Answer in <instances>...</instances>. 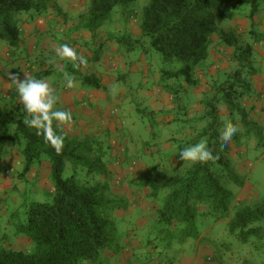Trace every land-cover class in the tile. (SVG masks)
<instances>
[{"label":"trees","instance_id":"trees-1","mask_svg":"<svg viewBox=\"0 0 264 264\" xmlns=\"http://www.w3.org/2000/svg\"><path fill=\"white\" fill-rule=\"evenodd\" d=\"M70 1L73 0H66L67 4ZM137 1L85 0V11L82 14L78 11V28L85 29L94 36L117 10L128 20L129 15L134 14L129 13L127 5ZM46 2L47 0H0V40L4 42L8 55L13 58L10 64L21 58L17 51L20 42L24 40L20 26L24 15H42L47 9ZM261 3L264 0H146L138 15L139 32L133 36L136 37L134 40L129 34L115 36L111 33L108 37L118 44H126L123 50L126 54L142 45L143 38H148L149 48L142 52L148 54L154 50L159 53L164 64H171L169 69L161 68L162 78H174L178 82L176 89L172 87L174 85L170 88L166 84L171 89L167 92L173 98L175 109L182 108L179 107L177 86L183 91L187 90L182 87L180 80L190 88L199 87L202 82L200 77L206 69L203 64L207 60L211 43L215 44L216 49L222 48L221 51L218 48L219 52L217 49L220 59L223 57L222 52L226 51L228 62H241L240 69L232 74L225 75L224 72V81H221L219 70H216V79L210 76L205 82L203 90L209 94L202 103L206 108L204 117L210 119L206 127L195 138H187L185 141L184 137L170 138L171 143H176V139L180 141L175 145L180 151L204 139L213 155H218L219 158L203 164L190 162L184 171L173 170L175 166L172 160L169 168L155 170L139 179V186L147 187L150 199L154 200L146 207L148 212L145 216L156 219L164 234L163 242L171 244L173 239H177L180 243H185L187 238H198L195 219L197 216L209 215L216 220H227V235L223 239H237L255 250L253 258L244 260L243 264H264V198H257L253 203L232 205L233 195L225 187V183L230 180L241 184L230 162L232 144H238L233 141L243 136L260 139V129H263L260 121L256 124L246 120L249 112L241 104V100L248 99L253 102V107L256 102L264 101V91L255 92L244 73L250 69L249 74L254 73L251 63L253 50L256 52L257 42L264 39L253 28L257 24ZM243 6L248 7L244 8L240 19L246 21L241 25L247 31L239 32L238 27L236 30L223 27V22L233 20ZM244 35L249 39L244 38ZM67 44L71 46V43ZM92 55L95 60L101 57L98 50ZM207 66L211 67L212 63ZM68 68L83 86L100 88V79L82 75L72 65ZM50 71L46 70L45 73L49 74ZM1 98L0 166L4 160L5 146L9 141L14 142L11 135L13 126L15 137H22L24 140L18 146L22 169L17 177L26 181L25 177L32 166L40 163L44 157L49 163L51 191L48 199L29 202L24 219L16 221L12 240V234L10 237L5 234L0 236V264H97L101 250L110 249L115 241L116 227L112 215L124 208L121 202L117 203L107 196V183L91 182L88 179L89 176L107 178L111 175L106 167L102 143L87 134L69 129L68 132L64 131L63 152L57 155L49 144L44 143L42 137L35 135V129L23 123L26 113L22 104L10 105L14 99L13 94ZM218 104L225 107L229 120L238 125L235 121L239 117V122L243 125V136L240 137L242 131H238L223 150L217 129L222 125L218 122ZM53 127L56 128L55 125ZM56 131L60 132L59 129ZM122 155L123 153H116V159ZM66 161L71 162L73 172L70 176L63 177ZM128 163L130 165L135 162ZM78 166L87 171V178L83 179L77 173ZM121 200L124 202V198ZM19 236L29 242L27 248L12 246ZM207 245H204L205 262L221 264L214 261L212 247Z\"/></svg>","mask_w":264,"mask_h":264},{"label":"rangeland","instance_id":"rangeland-1","mask_svg":"<svg viewBox=\"0 0 264 264\" xmlns=\"http://www.w3.org/2000/svg\"><path fill=\"white\" fill-rule=\"evenodd\" d=\"M50 1L51 0H47L46 7H49ZM75 1L76 3L78 2V11L80 12V14H82V12L85 11V0ZM58 2H64L66 4V0H58ZM71 2L72 1H70L69 4H71ZM145 2L146 0H138L137 3H131L127 5L129 13L134 14L130 16L129 13H127V15H129L128 20H126L125 17H122L119 10H117V12H113L111 18L107 22H105L102 29H98L97 31L106 30L108 34L113 33V35L115 36L129 34L131 39L134 40L136 37L133 36L138 35L139 31L138 15L141 11V6ZM247 7L248 6L241 7V9L238 10V12L240 13H237L236 17L241 18L242 11L244 10V8L247 9ZM116 8L122 9V7ZM261 10L264 11V3H261L260 5V11ZM226 23L227 21L223 22V24ZM235 25H233L232 27H235ZM257 26V24H254L253 28L257 30ZM237 27L240 30L239 32L244 30L247 31V29L243 28V25H241V23L237 25ZM232 29L236 30L237 28ZM124 31L126 33H124ZM260 34L264 35V32L260 30ZM244 36V38L249 39L247 35ZM73 45L74 44H71L70 47L74 48ZM219 45L221 46V44ZM119 46L123 50L126 48V44L121 45L119 43ZM33 47H35L36 49H32L33 53L32 55H30L31 57L35 56V54L38 53L39 50V46L36 42L34 43ZM146 48H149V40L145 37L143 38L142 45H140L129 54L134 57L133 54L143 53L142 50ZM219 49L221 51L222 48ZM255 51L256 52H254L253 50V60L251 62L254 68V73L251 74L252 76L249 74V71H251L252 69H250L249 71H244V73H246L247 80L251 81L252 87L256 92L258 89L257 86L259 84L257 83V74H261V77L264 78V57L257 53V46ZM226 53V51L222 52L223 57H221L220 60V64L224 63V65L219 67L211 66L207 68L206 74H208V76L215 75L216 70H219L220 79L221 81H224V72H226L225 75H228L240 69L239 67L241 62H229L230 64H226V62H228ZM126 55L128 56V54ZM3 56V60L8 64L13 59L8 55L6 49ZM145 56L147 62L145 69L146 71H149V73L145 74L146 78L143 77V80L138 79L136 68L131 69L132 71L128 73V77L125 82H116L115 85L118 89L116 95L110 94L111 86H107L108 100L106 102H103V104L108 105L110 101L116 103L115 98H120L121 102L118 103L122 105L121 103L124 100H127V103L129 104H127V107L122 111L125 116L123 125L125 123L124 129H130L132 134L130 135V140L124 141L122 137L120 139V145L123 146L124 149V153L121 158L116 159V154L112 156L109 155V157L106 158L107 168L113 169L115 171L117 170L116 174L111 173V175H108L107 178L99 176L88 177L89 181L91 182L100 181L103 183H107L109 185L107 196L117 203L121 202L124 208L126 206L125 209L121 208L115 211L112 215V219L116 227L115 241L110 249H105L113 253L115 252L116 255L112 258H110L108 255L102 256L104 250H101V254L98 257L99 259L97 261V264H195L192 262V260L194 258L200 259V257L202 256L200 251L204 250L205 244H208L207 246L212 247V255L216 263L220 262L221 264H243L244 260H250L253 258L252 254H256L254 253L255 250L252 249L249 245L240 243L237 239L233 240L231 237L228 238V240L227 237L226 239H223L224 236L227 235V220H216L209 215L197 216V218L195 219V224L199 232L198 238H187L185 243H180L177 239H173V241L170 242L171 244H167L166 242L162 241V237H164V234L159 229L160 226L158 222H156V219L152 217L148 219L145 216L148 212V209H146V207L149 204L153 203L154 200L150 199L149 189L147 187L139 186V179L147 177L155 170L161 171L163 169L169 168V165H164L166 164V159H164L165 156L163 151L167 147H170L174 151L173 163L175 167H173V170L179 171L183 169L184 171V169L189 165L190 162L183 163V161L179 159L178 153L180 152V149L178 150V148L175 147L178 140L176 139V143H171L169 136H172L173 138L175 137V135L176 138H178L177 136H180V138L184 137L183 141H185V139L187 138H195L196 134H199L202 129L206 127L208 120H210L208 117L207 119L206 117H204L206 108L202 103L203 100L208 97L209 93L204 91V87L201 85L198 87V90H194L190 88L191 86L186 85L184 87L185 89H187L186 91H183L180 86H177V95L180 99L179 107L181 106L182 108L175 109L173 105L171 111H162L164 105L161 97L168 96L166 95L168 93L166 89L168 90L169 86L166 85L168 84V80L165 78L163 79L161 76V72L157 70L161 68L169 69L171 67V64H164L161 61L160 54L155 52L154 50H151V53L145 54ZM40 64L38 67L39 69H34L35 75L42 73V70L45 69V65H47V67H50L48 65V62L45 65L43 64L44 67H42ZM3 69L4 70L2 71V73L8 70L6 68ZM50 69L51 74L55 76L54 73L57 71V69L53 68L52 66ZM61 75V73H58V77H61ZM31 76L34 77V74H32ZM201 81L203 82V78H201ZM139 85L140 89L142 87L149 89V94L145 96L141 95L138 87ZM121 88L125 89V92L123 94H121L120 92ZM179 89L181 90L179 91ZM1 99L2 98L0 95V104ZM128 99L130 100V102L128 101ZM252 103L253 102L248 99L245 101L241 100V104L244 105L249 112L246 120L255 122L257 124L263 116L260 109L263 104H261L260 102H256V104H254V106L252 107ZM119 104H115V107H119ZM217 108L218 122L222 124L220 127H217L219 131L223 127L224 121L229 119L228 113L223 105L218 104ZM122 112H117L116 116H123ZM257 112H259L260 114H258ZM170 117H173V119L178 121V123L176 122L168 124L167 121ZM239 119L240 118L237 117L235 122H237V124L239 123L238 127L240 128L239 131L241 132L243 131V125L239 122ZM13 129L14 127L12 126L11 135L13 136L14 142L9 141L4 150H7V148L10 147L13 149L12 151L14 153L11 154V157H18L20 151L18 146L20 144H23L24 140L22 139V137H15ZM68 130L66 131L68 132ZM122 130L123 127L120 126L119 128L115 127L114 131L115 133L120 134ZM260 130L261 137L260 139L258 137L254 138L255 142L253 138L248 139V137L246 136H243L240 139H235L233 141L234 143L238 144H232L233 148L231 147V151L229 153V156L231 158L230 162L232 164V169H234L237 173L239 182L241 184H236L230 180L225 183V187L229 189L233 195V199H231L232 205L253 203L257 201V198H264V125L263 129L261 128ZM114 141H116V139ZM130 145L132 146L130 147ZM243 150L246 151L244 155L241 153V151ZM129 161H133L135 163L129 165ZM19 163L21 162L12 160L11 158H6L5 160H3V163L0 166V175H3L5 171H8L9 174L7 172V175H13L14 177H16L17 171H19L21 168ZM120 166L123 168H127V166H129L128 168L132 169V171H134L135 173L128 174L125 177L126 181L122 180V177L120 175L121 171H119ZM76 171L78 174H80L81 177H83V179L85 177L87 178V171L85 169H82L81 166H78ZM72 172L73 168L71 162L66 161L63 177L70 176ZM30 175L32 176V174ZM25 178L26 181L24 179L16 180L18 184L17 188L12 187L7 189H0V210L4 209L6 211L5 214L0 213V221L6 222L8 220L11 222V224L6 223V225H4L5 227H7V232H5V229H3L4 226L2 225V228L0 229V236H2L3 232H5L3 234L8 236L12 234L13 237L9 236L11 240L14 238L16 221L24 219L25 210L27 209L29 202L32 200L44 201L49 198V191H51L50 189H48V186L44 187L42 184H40L39 181H37V177H35L34 179H30L29 176H26ZM119 178L121 179L122 184H120ZM47 180L48 182L51 181L50 176ZM122 198H124V202L123 200H121ZM123 215H126V217H124ZM127 240H130L133 243L138 242L140 246L132 247V245L127 243ZM25 242V238H22L21 240L15 239L12 246L24 249L27 248ZM150 246L153 247V250H150ZM122 254L130 255L129 257L124 258L123 261H120L121 259H119V262L115 263V261L120 258ZM204 258H206V255L204 256ZM152 259H155L157 261H153ZM209 264L215 263L213 262Z\"/></svg>","mask_w":264,"mask_h":264},{"label":"crops","instance_id":"crops-1","mask_svg":"<svg viewBox=\"0 0 264 264\" xmlns=\"http://www.w3.org/2000/svg\"><path fill=\"white\" fill-rule=\"evenodd\" d=\"M72 2L73 4L69 5L67 4V2L65 4L64 2L62 3L58 2V0H51L49 7H47L45 11V14L43 13L42 15H39V16L34 15L32 17L29 15H24V19L22 20L23 23H21L20 25L24 40H22L19 44V49L17 52L20 54L21 58L19 57L20 59H18L17 61H14L11 64L9 62L8 64L3 60V57H4L3 54H4L6 47H5L4 42L0 40V95L1 96L10 95L11 96L13 94L14 99L10 102V105L18 106L20 104L19 96L16 91L15 85L12 84L8 78L9 72H12L13 74H19L21 79L24 78V73L27 72L30 75L34 74V77L37 79L49 80L53 88H55L56 93L60 97V100L58 101L56 108H58L59 110L71 111V114L73 117L71 125L66 127L67 129L65 128L64 131L68 129L74 130V131L76 130L79 133L82 132L83 134H87L89 137L95 138L100 143H102L103 149L105 151V158H108L109 155L112 156L116 153H124L123 146L120 145V139L122 137L124 141L130 140V135L132 134V132L130 129L129 130L124 129L125 123L123 125V120L125 116L122 111L127 107V104H129L127 103V100H124L121 103L122 105L119 104L121 102L120 98H115L116 103L110 101L109 102L110 104L108 103V105L103 104V102H106L108 100V96H107L108 87L107 86L115 85L117 81L125 82L128 77V73L131 72L132 71L131 69L133 68L134 69L136 68L138 79L143 80V77L146 78L145 74L149 73V71H146L145 69L147 65L146 56L144 53L133 54L134 57H132L130 54H128L127 56L126 53L123 52V49L119 46L117 42L108 38L109 34L106 32V30L96 31V34L92 36L89 31L78 28L79 27V22L77 19L78 2L76 3L75 0H73ZM262 17H264V11L259 10V12L257 13V18H256L257 25H258L257 26L258 33H260V30L264 32V18ZM240 23L245 24L246 21L244 19L235 17L233 20L227 21L226 24H223L224 25L223 27H226V28L228 27L232 30V28H237V25H239ZM247 24L249 25V22ZM233 25H235V27H232ZM99 29H102V28H99ZM124 33L126 32L124 31ZM217 41L219 42V40ZM35 42L39 46V50H38V53L35 54V56L31 57L30 55H32L33 53L32 49L34 50L36 49L35 47H33ZM65 42L74 44L73 46L75 50L79 52L78 54L83 55L87 59L88 61L87 67H81L79 71L82 75H91V76H94L95 78L100 79V88L85 87L81 84V81L79 79L75 78L76 87L72 89H68L67 87H65L66 82L64 81L63 73L60 72L57 69V67L53 64L48 63L50 67H47V65H45L50 58L56 55L54 51L55 47L58 46V44H64ZM215 47H216L215 44L213 43L210 44L207 60L203 64V67L206 68L204 70V74L200 77V78H203V82L200 83V85L203 87L205 85V82H207V79H210L209 78L210 76L206 74L207 68H209V66L207 65H210L211 63H212V66H218V67L224 65V63L220 64V60H221L220 55L217 53V49L219 47L217 49ZM95 50H99V54L101 56L97 60H95L92 55ZM257 53H259L261 56L264 57V39L257 42ZM40 61H41V64H40ZM31 62L33 66L31 65ZM57 62L60 65L64 66L66 71L70 69L68 67L71 65V63L67 61H59L58 57H57ZM227 63L230 64L229 62H226V64ZM39 64L42 67H44L45 65V69L42 70V73L35 75L34 69L36 70L39 69L38 68ZM29 65L31 66V68H28ZM51 66L57 69L55 73L52 72L55 74V76L57 75L56 77L53 74H51V71L49 72V74L45 73L46 70H51L50 69ZM3 68H6L8 70L2 73V71L4 70ZM160 70L161 69H158L157 71H160ZM70 72L69 74H71ZM58 73L62 74L61 77H58ZM211 77H213V79H216V74ZM167 80H168V84L170 85V88L172 85H174L172 87L175 88L176 84L178 83L176 82L174 78L167 79ZM180 81L182 83V87H185L186 86L185 82H183L182 80ZM257 83H259L257 86L258 87L257 90L264 91V78L261 77V74H257ZM139 84H140V81H139ZM138 87H139L141 95L145 96L149 94L148 93L149 89L144 88V87L140 89V85ZM170 88H168V90H171ZM192 89L198 90L199 88L198 86H196L195 88H192ZM120 92L121 94H123L125 92V89L121 88ZM166 95L168 96L161 97L163 105H164L162 108V111L164 110L171 111L172 108L175 107L172 104L173 98L168 93ZM128 101L130 102L129 99ZM260 103L263 104L260 109H261V114L264 116V101H260ZM115 104L116 105L119 104V107H115ZM120 111L122 112L123 116L117 117L116 113ZM263 116L260 119V122L261 124L264 125ZM168 121H167L168 124L177 122L175 119H173V117H170ZM53 125L56 126V123L54 122ZM120 126L123 127V130L121 131V133L120 134L115 133L114 131L115 127L119 128ZM241 133L242 134L240 135V137L243 136V131ZM171 137L172 136H169V138ZM177 137L180 139V136H177ZM252 138L253 137L250 136V139ZM115 139L116 141H114ZM253 140L255 142L254 138ZM132 145H130V147ZM12 150L13 149L10 147H8L7 150H4L5 155L3 159L5 160L6 158H11L12 160H17L18 162H21L20 151H19L18 157H11V154L13 153ZM120 150H122V152ZM244 150L241 151L243 155L246 153V151ZM163 153L165 156L164 159H166V164L164 165L168 166L174 158L173 156L174 151L170 147H167L165 148ZM233 157H234V154H233ZM41 159L42 160L40 163H37V165L34 164L32 168L30 169L29 173L32 174V176L29 173H28V176L30 179H34L35 177H37V181H39L40 184H42L44 187L48 186V188L50 189L51 183L48 182L47 180L50 176L49 163L47 160H45L44 157H42ZM19 164L21 168L19 171H17L16 177H14L13 175H10V176L7 175L8 171H5L3 175H0V189L18 187L16 180L19 179V177H17V175L20 173L22 169V164L21 163ZM121 166L119 168V171H121L120 175L122 177V180H125V177L128 174L135 173L134 171H132V169L128 168L129 166H127V168H123ZM107 169L112 174L117 173V170L115 171L110 168H107ZM0 213L5 214L6 211L4 209H1ZM124 217H126V215ZM6 223L11 224V222L8 220L6 222L0 221V229L2 228V225L4 226L6 225ZM3 229H5V232L8 231L7 227L5 226L3 227ZM22 238L24 237H19L18 239L21 240ZM25 241H26L25 242L26 246H29V242L26 239ZM127 243L132 245V247L140 246L138 242L133 243L130 240H127ZM205 248L206 247L204 246V250L200 251L202 254L200 259L194 258L192 260L193 263L209 264L205 262V260L203 259ZM150 250H153L152 246H150ZM103 255H108L110 258H112L116 255V253L115 252L113 253L109 250H104ZM129 255L122 254V256L118 258L115 261V263H118L119 259H121L120 261H123V259L126 257H129Z\"/></svg>","mask_w":264,"mask_h":264},{"label":"clouds","instance_id":"clouds-1","mask_svg":"<svg viewBox=\"0 0 264 264\" xmlns=\"http://www.w3.org/2000/svg\"><path fill=\"white\" fill-rule=\"evenodd\" d=\"M55 56L48 60L49 64H53L63 73L65 87L72 89L76 87L75 78L65 70V67L57 62L67 61L72 67L80 70L81 67H87L88 61L77 51L70 47L67 43L58 45L54 49ZM8 78L15 85L19 96V102L26 113L23 123L32 129H35V135L43 138L44 143L49 144L57 155L62 154L65 146L64 129L71 125L73 117L69 110H59L56 108L59 95L56 93L51 82L47 79H37L24 73V78L21 79L19 74L8 73ZM117 86L112 85L110 94H117ZM56 123L54 129L53 124ZM56 129H59L58 133ZM239 131L238 125L231 120L224 121L223 127L219 130V140L221 142V150L232 140L233 136ZM179 159L184 162L207 163L218 159V155H213V152L208 148L207 141L201 140L194 145L185 147L179 153Z\"/></svg>","mask_w":264,"mask_h":264},{"label":"built area","instance_id":"built-area-1","mask_svg":"<svg viewBox=\"0 0 264 264\" xmlns=\"http://www.w3.org/2000/svg\"><path fill=\"white\" fill-rule=\"evenodd\" d=\"M262 97L264 98V95H262Z\"/></svg>","mask_w":264,"mask_h":264}]
</instances>
